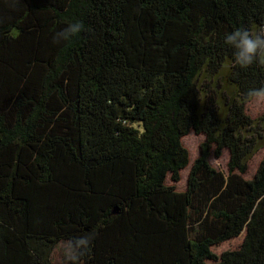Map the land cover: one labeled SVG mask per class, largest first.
Listing matches in <instances>:
<instances>
[{
  "label": "trees",
  "instance_id": "obj_1",
  "mask_svg": "<svg viewBox=\"0 0 264 264\" xmlns=\"http://www.w3.org/2000/svg\"><path fill=\"white\" fill-rule=\"evenodd\" d=\"M237 28L264 0H0V264H264V57L233 62Z\"/></svg>",
  "mask_w": 264,
  "mask_h": 264
},
{
  "label": "clouds",
  "instance_id": "obj_2",
  "mask_svg": "<svg viewBox=\"0 0 264 264\" xmlns=\"http://www.w3.org/2000/svg\"><path fill=\"white\" fill-rule=\"evenodd\" d=\"M83 25L77 20L67 24L55 39L71 40L82 31ZM225 44L233 50V62L242 69L253 66L260 57H264V32H253L237 28L224 36ZM251 97L257 100L264 98V88L254 89ZM87 240H80L79 246L86 247Z\"/></svg>",
  "mask_w": 264,
  "mask_h": 264
},
{
  "label": "rangeland",
  "instance_id": "obj_3",
  "mask_svg": "<svg viewBox=\"0 0 264 264\" xmlns=\"http://www.w3.org/2000/svg\"><path fill=\"white\" fill-rule=\"evenodd\" d=\"M246 114L252 118L256 119L262 115H264V98L257 100L254 98L246 105ZM205 142V137L201 135H196L195 133L191 132L187 137L183 139V146L188 151L189 155V165L186 168L185 171L181 173V181L176 186L177 190L183 191L186 186V180L188 176V172L190 170V167L194 160L197 159V157L200 154V148L202 144ZM215 148L213 147L211 150V155L209 158L210 165L216 169L217 171L223 172L226 174L228 172L227 164L229 161V152L227 150H224L220 156V158H217L214 154ZM264 160V148L261 149L253 158L251 161H249L248 171L245 175L246 179H251L260 162ZM236 244L231 243L225 248H233ZM62 248H58L53 252V261L59 262L60 261V255L63 254Z\"/></svg>",
  "mask_w": 264,
  "mask_h": 264
}]
</instances>
